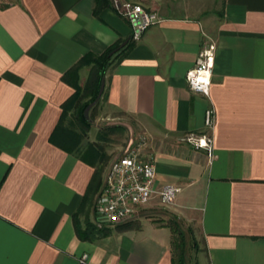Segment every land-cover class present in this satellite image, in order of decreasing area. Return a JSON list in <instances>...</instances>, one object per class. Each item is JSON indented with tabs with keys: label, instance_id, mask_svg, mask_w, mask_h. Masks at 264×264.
Listing matches in <instances>:
<instances>
[{
	"label": "crops",
	"instance_id": "obj_1",
	"mask_svg": "<svg viewBox=\"0 0 264 264\" xmlns=\"http://www.w3.org/2000/svg\"><path fill=\"white\" fill-rule=\"evenodd\" d=\"M131 1L159 21L106 68L98 105L114 113L100 118L128 129L127 146L142 137L157 186L179 188L169 211L190 223L205 264H264V0ZM93 6L0 0V264H173L170 230L153 221L105 225L92 242L75 235L72 215L92 221L112 158L94 188L93 167L49 142L73 92L63 75L85 53L130 37L126 20ZM209 42L203 95L184 74ZM187 132L206 133L210 155L181 142Z\"/></svg>",
	"mask_w": 264,
	"mask_h": 264
},
{
	"label": "built area",
	"instance_id": "obj_2",
	"mask_svg": "<svg viewBox=\"0 0 264 264\" xmlns=\"http://www.w3.org/2000/svg\"><path fill=\"white\" fill-rule=\"evenodd\" d=\"M109 4L128 23L132 41L138 40L145 29L159 21L154 11L143 8L139 3L109 0ZM214 50L213 43H205L197 52L193 65L186 70L184 80L192 92L208 94ZM210 122L211 110H206L204 125L209 127ZM179 140L202 148L207 155L211 153V138L206 133L187 132ZM142 143L143 138L140 137L135 146H127L109 161L92 202V221L97 227L128 222L136 216L140 207L153 200L164 206L174 201L179 188L173 184L157 186L152 160L139 154L138 147Z\"/></svg>",
	"mask_w": 264,
	"mask_h": 264
},
{
	"label": "trees",
	"instance_id": "obj_3",
	"mask_svg": "<svg viewBox=\"0 0 264 264\" xmlns=\"http://www.w3.org/2000/svg\"><path fill=\"white\" fill-rule=\"evenodd\" d=\"M93 14H97L99 9L105 6H109V0H93ZM117 41L109 46H107L101 53L95 54L92 52L85 53L77 63L68 70L65 75H63V80L68 83L72 88V94L61 104L62 114L59 123L53 129L49 142L56 147L64 150L67 153H73L77 155L82 161L86 162L93 167V174L91 177V183H93L94 188L99 185L98 172L100 171L105 155L101 153V148L97 142H91L85 146V148L80 149L78 147V140L76 139L75 133L64 128L62 126V120L64 118L67 108L75 107L76 111V121L84 130L89 128L91 121L83 117L84 107L90 103L96 96L100 79L106 68L117 63L120 58L124 55L127 49L132 45V40L130 37L124 41ZM89 67V75L84 81L82 86L78 84V70L83 67ZM87 96L88 99L80 104H77L79 100ZM99 100V99H98ZM120 125H107L105 129L108 131H114L116 129H121ZM77 213V212H76ZM73 213L72 222L75 231V235L79 240H85L92 242L99 237L105 235L108 232L106 227H97L93 221L85 217L82 221L77 219V214ZM178 235L180 242L177 244L179 248L176 257H174L172 250V263L173 264H184L182 249H181V232L178 230Z\"/></svg>",
	"mask_w": 264,
	"mask_h": 264
},
{
	"label": "rangeland",
	"instance_id": "obj_4",
	"mask_svg": "<svg viewBox=\"0 0 264 264\" xmlns=\"http://www.w3.org/2000/svg\"><path fill=\"white\" fill-rule=\"evenodd\" d=\"M131 1V0H130ZM89 75V68L84 67L82 73L78 72V84L82 86L84 81ZM88 99L87 96L82 97L77 104H80ZM99 101L93 104L88 112V118L91 121V125L87 129H83L76 121V109L75 107L67 108L64 118L62 120V126L73 133H75L76 139L78 140V147L80 149L85 148L91 142H97L101 148V153L105 155L103 163L110 160L118 153L122 152L127 147V134L128 129L123 126L121 129H116L114 131H108L105 126L108 125L107 120L101 119V114L107 112L113 114V111L102 108ZM132 125V124H131ZM133 126V125H132ZM135 146V145H134ZM102 163V164H103ZM82 219V215L78 216ZM153 221L157 224L166 225L170 230V244L169 247L172 250L174 257L179 251L177 244L180 242L178 230L181 232V249L183 255L184 264H205L204 252L202 250V245L200 239L197 237L196 232L191 228L190 223L183 221L176 215L169 211V207L160 205L155 200L145 207H141L134 219L130 220L128 223L117 224L110 227V231H115V229H120L123 227L134 228L139 225L143 220Z\"/></svg>",
	"mask_w": 264,
	"mask_h": 264
},
{
	"label": "water",
	"instance_id": "obj_5",
	"mask_svg": "<svg viewBox=\"0 0 264 264\" xmlns=\"http://www.w3.org/2000/svg\"><path fill=\"white\" fill-rule=\"evenodd\" d=\"M102 89H103V77L100 79L97 94H96L95 98L90 103H88L83 109V117L86 120L88 119L87 112H88L89 108L98 101V99L101 95Z\"/></svg>",
	"mask_w": 264,
	"mask_h": 264
}]
</instances>
